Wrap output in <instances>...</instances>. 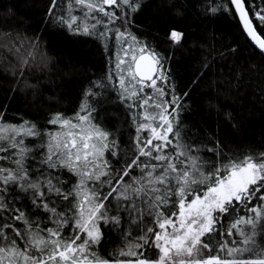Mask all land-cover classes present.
Here are the masks:
<instances>
[{"label": "snow or ice", "instance_id": "obj_1", "mask_svg": "<svg viewBox=\"0 0 264 264\" xmlns=\"http://www.w3.org/2000/svg\"><path fill=\"white\" fill-rule=\"evenodd\" d=\"M9 3L0 8L12 17ZM146 6L48 0L40 32L4 31L3 67L15 86L0 103V264H264V150L229 144L191 119L192 92L172 63L188 31L170 22L161 41L134 31ZM169 6L182 21L195 13L205 35L194 47L214 40L212 24L229 15L245 42L224 46L227 57L238 59L246 46L264 61V0ZM69 34L93 38L108 70L89 82L71 113L51 112L44 125L10 117L25 72L38 57L50 61V44ZM211 66L205 58L191 83ZM248 66L229 74L237 93L239 69ZM117 102L109 113L105 106ZM224 115L242 129L240 117Z\"/></svg>", "mask_w": 264, "mask_h": 264}, {"label": "trees", "instance_id": "obj_2", "mask_svg": "<svg viewBox=\"0 0 264 264\" xmlns=\"http://www.w3.org/2000/svg\"><path fill=\"white\" fill-rule=\"evenodd\" d=\"M48 0H14L17 14L8 17L0 8V103H5V96H11L8 89L15 86L14 79L5 72L3 65L5 49L4 31H21L31 34L40 32L41 23ZM146 7L137 17L134 31L146 33L157 41L166 39L164 32L170 22L180 24L188 31V43L176 49L173 67L177 78L189 86L192 92L191 104L195 115L191 119L205 122L211 129H218L219 135L229 144L239 145L241 149L264 150V61L251 57L245 46L238 59L228 58L226 45L234 40L244 44L240 23L229 15L215 19L210 37L202 41L206 47H194L192 41L205 35L204 29L197 27L195 13L186 21L176 17L171 9L170 0H145ZM174 2V0H173ZM183 2V0H182ZM9 0H0V5ZM207 26L208 21H204ZM47 36V34H45ZM168 48L167 44L162 49ZM218 53H225L222 58ZM50 61L39 62L26 71L19 84V91L10 101L9 116L29 118L41 125L47 123L51 112L64 111L71 113L78 107L81 94L91 80L103 75L109 67L108 60L102 56L93 38L73 37L70 34L56 39L50 44ZM205 58H209L212 66L199 80L198 70ZM112 63H115L114 56ZM247 63V68L239 69L244 73V87L239 93L235 89V81L229 74L237 70L234 65ZM30 84L39 83L38 89L25 87L23 81ZM115 100V94H113ZM109 113L120 109V104L105 106ZM226 111L233 112L241 118L242 129L236 130L225 118ZM109 249L111 246H108Z\"/></svg>", "mask_w": 264, "mask_h": 264}]
</instances>
